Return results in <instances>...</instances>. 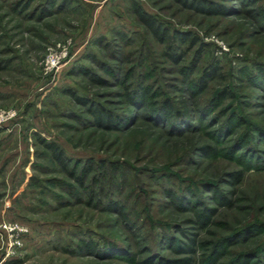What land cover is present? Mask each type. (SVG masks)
<instances>
[{
	"label": "rangeland",
	"instance_id": "obj_1",
	"mask_svg": "<svg viewBox=\"0 0 264 264\" xmlns=\"http://www.w3.org/2000/svg\"><path fill=\"white\" fill-rule=\"evenodd\" d=\"M216 257L264 264V0H0V264Z\"/></svg>",
	"mask_w": 264,
	"mask_h": 264
},
{
	"label": "trees",
	"instance_id": "obj_2",
	"mask_svg": "<svg viewBox=\"0 0 264 264\" xmlns=\"http://www.w3.org/2000/svg\"><path fill=\"white\" fill-rule=\"evenodd\" d=\"M142 19H143V21H145V22L150 26V29L153 30V32L155 33L156 36H162V35H164V33H161V31H160V27H156V26H155V23H154L153 21H151V19L148 20V19H146L145 17L142 18ZM145 94H146L145 96H147V95H148V92H146ZM147 99L150 101V100H151V96L148 95ZM102 119H103V118H102ZM51 147H52V149L54 150V153H55V155H56V158H57V159H58L63 165H66L64 159L62 158V152H59L58 148L55 147L54 145H52ZM217 258H218V257H216V258L214 259V261H213L214 263H212V264H217Z\"/></svg>",
	"mask_w": 264,
	"mask_h": 264
}]
</instances>
